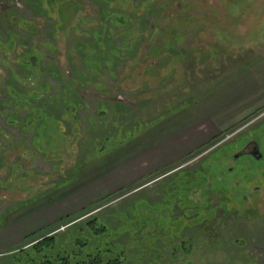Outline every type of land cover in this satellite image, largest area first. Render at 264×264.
<instances>
[{"label":"rangeland","instance_id":"1","mask_svg":"<svg viewBox=\"0 0 264 264\" xmlns=\"http://www.w3.org/2000/svg\"><path fill=\"white\" fill-rule=\"evenodd\" d=\"M164 1L153 0V12L145 13L143 2L138 16L131 15L136 31L124 33L108 13L96 23L105 5L94 0H80L83 11L70 5L71 19L69 10L61 15L69 23L56 31L45 13L48 0L41 1L40 14L27 0H11L15 8L0 0V41L12 33L17 44L43 56L41 78L50 82L49 91L44 87L46 92L22 101L46 106L52 119L47 139L40 137L54 144V151L42 152H51L43 155L47 162L39 154L34 162L20 149L3 153L10 146L4 140L29 136L2 103L11 101L4 82L10 91V85L29 90L11 78L18 66L9 45L11 56L0 63V234L5 227L11 234L33 228L41 209L55 207L79 182L101 174L100 192L53 228L60 229L53 233L60 255L78 250L75 236L95 242L85 224L96 217L107 229L97 240L101 251L110 250L102 254L106 260L119 255L123 264H264V0H169L166 9ZM130 2L107 8L131 11ZM86 14L93 20L79 22ZM17 18L33 22L31 32V24ZM93 26L105 30L106 45L97 51L90 44ZM16 63L25 66L22 56ZM252 143L262 153L259 161L241 153ZM157 145L183 148L136 181L105 180L120 162ZM148 162L142 157L138 165ZM171 201L180 208L172 215ZM35 233L28 238L42 236ZM13 250L0 246V264H15Z\"/></svg>","mask_w":264,"mask_h":264},{"label":"trees","instance_id":"2","mask_svg":"<svg viewBox=\"0 0 264 264\" xmlns=\"http://www.w3.org/2000/svg\"><path fill=\"white\" fill-rule=\"evenodd\" d=\"M4 1L6 5H8V7L15 8V6L11 4V0H4ZM38 1L39 4H36L37 6L36 13L40 14V12H43L44 10L42 9L41 6L42 0H38ZM48 1L51 2V3L48 2L50 8L45 9L46 10L45 13L49 17V19H53L57 23L54 31L58 29L59 30L64 29L65 26L69 23L68 20H65V16L71 19V15L74 13V11L70 8V5L74 4L75 6L76 5L79 6L82 9V11L85 10V8L87 7L85 6L86 4L84 2H80V0H48ZM55 1H57L58 4L61 3L60 6L62 7V9H58L57 11L55 10V7L57 6L55 4ZM94 1H97L99 3L101 2L105 5L103 10L101 9L98 14V19L100 21L98 19H95L96 23H100L101 17L103 16L104 18V13H108L112 17L111 18L112 22H110L113 24L112 26L114 28H117L118 31L122 29V32L124 31V33L131 32L132 30L136 31V29H134V27L130 25L132 20L131 15H133L134 13V18L138 16L136 13L140 11L143 2L145 3L146 6L145 9L143 8L144 10H142L143 11L142 13H145V10L153 12L151 8L154 3L153 0H142L139 4H137L135 2L132 3L130 2V0H128L131 5V11L125 10L123 8H117V6L114 7L113 11H110V9L107 8L108 5L111 2L117 3L119 0H94ZM169 4H170L169 0L164 1L163 6H165V9L168 7ZM113 5L115 6V3ZM65 10H69V13L65 16H61ZM6 11L9 12L10 8H7ZM84 13H86V11ZM87 14L85 15V17L84 16L79 17L78 21L79 22L81 21V23L91 21L92 18H89ZM9 16H11V13L9 14ZM3 18L0 17V20H3ZM17 19L19 21V24L20 23L31 24L27 28V30H29L30 32L32 28H34L33 22H30L25 18H17ZM77 26L75 28L73 26V28H71V31L79 30ZM112 26L109 27L110 30ZM91 28H93L90 32H92L94 40L92 42L90 41V44L92 46V49L97 51V49H100L102 43L106 45V43L104 42L105 35L103 34L105 30L99 31L96 28V26H93ZM124 39H126L125 42H128L127 40L128 37H124ZM9 45H11L9 53L11 55L13 53L17 55V58L14 57L15 65H19L18 63H16L19 56H22L23 63H26L27 66L30 65L33 66V64H37V66L41 65V61L43 60V56H41L42 55L41 52L37 50V48L36 49L34 48L31 51L30 50L27 51L26 48L23 47V45L17 44L15 35L10 33V36L8 37L7 41L5 42L0 41V48L3 49L2 56H4L3 59L0 58L1 67H3V64L9 59L10 54H7L6 51L7 46ZM113 47L115 48V46ZM50 48L52 50L55 49L54 43L53 44L50 43ZM17 52L19 54H17ZM35 52L37 53L35 54ZM27 66L25 67L27 68ZM96 69L98 70L99 66ZM50 86H51L50 83H48L46 85L39 86L38 88L35 89L29 88L28 91L24 92L23 90H20L19 88L13 86L11 87V91H10L8 86L6 84L4 85L5 88L4 95L7 94L11 98L12 102L11 101L8 102V99H2V103L8 107L6 110L7 116L9 118H15L18 120L17 127H19L20 130H22L24 127H29V130H32V128L35 127L36 135L38 134V129L41 125V122L46 121L48 118L47 115L43 112L46 106H44L43 103L41 105L38 103L39 105L37 106H31V104L33 103L31 100L29 102L30 104H28V102L22 101V99L33 98L36 95L42 94V92H46L47 90L44 89V87H46L49 91ZM26 106L30 110V114H28L27 118L21 115V113L25 110ZM33 137L35 138L36 136ZM4 141L9 145H13L14 148H17L18 145L24 144L25 138L18 137V142L17 141L13 142L10 138ZM85 226H86V230H88V232L93 237V239H95V242L93 244L90 243L89 238H84L85 241H82L79 236H75L73 238V240L75 241L74 245H79L78 250H74L70 254L62 256L59 253L60 251L57 250L58 246H57L56 236H54V234L44 235L42 237H38L32 240L29 246L25 248H20L17 251H15L13 256L14 257L13 259H15L13 260L14 263L15 264H123V260L119 257V255L113 256L112 258H109L107 260L102 257V254L105 255L110 253V250L104 251V249H102L101 251L97 244V240L105 235L107 231L106 227L104 225H101L96 217L87 221ZM93 246H94L93 249L94 253L93 252L88 253L85 252V250H83L84 248L93 247Z\"/></svg>","mask_w":264,"mask_h":264},{"label":"crops","instance_id":"3","mask_svg":"<svg viewBox=\"0 0 264 264\" xmlns=\"http://www.w3.org/2000/svg\"><path fill=\"white\" fill-rule=\"evenodd\" d=\"M27 3H28L29 7L31 6L33 9H35L34 11H37L36 4H39L38 0H27ZM0 52L3 53V49L0 48ZM36 53L37 52H35V54ZM30 54H32V53H30ZM42 61H41V65L37 66V64H33V66L32 65L27 66V68L25 67L26 63H23L25 66L17 65L18 67L12 69L10 72L11 78L12 79L19 78L20 80H22L23 83H25V85L23 87H28V88H32V89H35V88H38L39 86H43V85L48 84V83H46V84L42 83L43 80H42L41 76L45 73V69L43 67ZM100 69H102L101 65L99 66V71H100ZM51 73H52V75H51L50 79H53L52 76L54 73L52 70H50V74ZM71 82H72V84H70L69 86H73L75 84V79H73V80L70 79V83ZM56 83H58V82L56 81ZM5 84L6 83L4 82V85ZM6 85L9 86V84H6ZM17 85H19V84H17ZM10 86L12 87L13 85H10ZM20 86H22V85H20ZM39 95H36V96H39ZM54 97H55V95L53 94V98ZM31 101L33 102V103L31 102L32 103L31 106H37L40 104L39 100L34 99ZM68 101L71 102L70 100H68ZM28 104H30V103L28 102ZM26 111H28V113L26 115L23 114L24 115L23 117H25V118H27L28 114H30V110L28 109L27 106L25 107V112ZM73 111H74V109L72 110V112ZM47 117L48 118L46 121L41 122V125L38 129L37 135H36L35 127L32 128V130H29V128H26V127H24L22 129L23 133H25V134L28 133V135H29V136L23 137V138H25V141H27L29 139V146L21 144V145H18L17 148H14L13 145H10L8 147L9 149L4 150L3 153L6 154V153L12 152V151L15 152L18 149H20L21 152L24 151V152L28 153L30 159H32V161L34 160V162H36V160L38 159L37 158L38 154L41 155L40 157H41L42 162H47L44 160V156L47 157L49 155V153H51V152L50 151H49V153H42V152L48 148H50L51 151H54V149H53L54 144L51 143L53 139L50 141L46 140V142H43V141H41L42 138L40 137V136L44 135L45 139H47L46 135H48V134H47L46 130L48 129V127H50L49 126V120L52 119V117H49L48 115H47ZM183 133H185V132H183ZM186 134H187V132H186ZM33 136H36V137L34 138ZM49 144H51L50 147H49ZM171 148L163 149V145H160V146L157 145V146L152 147V148L149 147V149L144 150L142 153L136 155L135 157H134V155L129 156L131 158L128 157L126 159H127V161H129V160L130 161L128 163L120 162L121 163V164H119L120 169H118L117 173L115 174L116 171L113 172L112 174L108 173L109 177L106 178L105 180H110L112 185H113V182L115 180H118V179L122 180L121 177H123V176H126L125 178L128 177L127 178V180L129 179L128 181L132 180L134 177V180L136 181V180H138V178L144 176V174H146V175L149 174L150 171H152L157 164H158V166H161L162 163L164 164L163 160L166 157H168L169 155L173 154L174 150H179V149L181 150L183 147H180L179 149H177V148L171 149ZM155 153H156V156L154 155ZM164 153L166 156L164 155ZM148 154H149V156H148ZM157 155H158V157H157ZM142 157L145 160L147 159L149 162L148 163H142V166H140V165H138V162L140 161V158H142ZM19 158H21V156H19ZM156 158H157V160L155 161ZM130 171H134V173L130 174ZM95 176L93 174L91 176V180L89 182H84V181L79 182L78 185H80V186H78V187H76L77 183L75 185L73 183H71L72 186H75L76 188L73 191H71L69 194L63 196L60 200L56 201L55 207H52V208L49 207V208L41 209L38 212L41 214L36 215V217H35L36 219H38L36 222L37 225L34 226L33 228L26 229V227H25L24 230H22L18 233H15V234H11V231L9 230V228L5 227L3 230H1L2 233L0 235L2 237L0 239V246L4 247V248L5 247L9 248V252H11L10 250H13V249H10L11 246L12 247L17 246L19 248H23L31 242L30 240H34V239L28 238V236L31 233L36 232L35 234H37L38 232H41L40 236L41 235L44 236V235L49 234V233L53 232L54 230H56L53 228L56 225H58L59 222H63L64 218H70V216H74V214L76 212H78L79 210L81 211L82 208H84V206L86 207V205H88V203L91 201L90 198H92L93 195L95 196L98 192H100V191H98V189L103 188L101 186L100 181H99V179H101V177L98 178L99 176H101V174L96 176V178H95ZM105 176L107 177V175H105ZM91 185H92V187H90ZM162 192H164V191H162ZM187 201L188 200H186V202ZM173 202L174 201H171V203H173ZM189 203L191 204V202H189ZM174 207H175V209L177 208V210H180L178 204H176L174 202L172 204V206L170 207L171 215L174 214L173 213ZM181 215H182V213H181ZM25 222H29V220H26ZM30 222H32V221H30ZM32 223H34V222H32ZM156 250H158V248H156ZM156 252L157 251H155V253Z\"/></svg>","mask_w":264,"mask_h":264},{"label":"flooded vegetation","instance_id":"4","mask_svg":"<svg viewBox=\"0 0 264 264\" xmlns=\"http://www.w3.org/2000/svg\"><path fill=\"white\" fill-rule=\"evenodd\" d=\"M241 153L253 158L255 161H259L262 158V153L259 151L256 143L248 144Z\"/></svg>","mask_w":264,"mask_h":264},{"label":"built area","instance_id":"5","mask_svg":"<svg viewBox=\"0 0 264 264\" xmlns=\"http://www.w3.org/2000/svg\"><path fill=\"white\" fill-rule=\"evenodd\" d=\"M220 141H221V142H220ZM220 141H218V142L222 143V142H224L225 140H220ZM218 142H217V143H218ZM217 143H216V145L220 144V143H218V144H217ZM216 145L214 144V146H212L211 148H214Z\"/></svg>","mask_w":264,"mask_h":264}]
</instances>
